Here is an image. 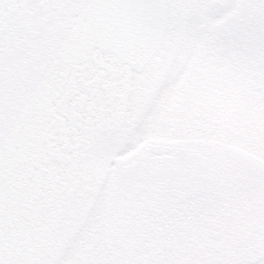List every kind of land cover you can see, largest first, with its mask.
Masks as SVG:
<instances>
[{
	"label": "rangeland",
	"instance_id": "1",
	"mask_svg": "<svg viewBox=\"0 0 264 264\" xmlns=\"http://www.w3.org/2000/svg\"><path fill=\"white\" fill-rule=\"evenodd\" d=\"M166 2L167 29L146 68L153 79L146 94L140 96V109L145 112L140 127L126 141L122 134L118 139L114 135V153L128 144L130 150L119 153L116 163L102 164L92 172L94 179L88 187L97 188V193L83 195L75 236H67L62 255L54 246L56 256L46 264H77L74 248L78 237L82 241L79 264H214L223 239L236 238L241 243L242 237V248L256 247V240L246 243L249 236L253 238L255 228H250L264 224L260 205L264 203L260 191L264 181L228 157V141L244 140L243 134L232 138L235 133L219 124L214 115L219 112L220 119L229 120L231 102L237 98L240 103L238 91L252 97L250 84H256V74L264 70V53L258 52L262 45L257 38L264 32V0ZM47 4V0H0V258L12 245L8 213L12 192L26 181L31 149L42 150V78L65 74L63 62H73L72 71L90 63L91 71L103 67L99 71L105 76L108 71L126 76L121 65L116 61L112 65V59L98 49L85 21L78 27V16L72 14L59 26L46 10ZM139 76L133 74L134 84ZM242 105L235 110L239 112ZM213 107L218 111H210ZM233 124L228 122L235 130L239 124ZM170 138L189 142L215 163L216 184L210 195L178 204L146 186L139 195L129 193L128 183L110 178L120 174V167L132 159L143 140ZM258 145L263 148L264 143ZM109 186L115 191L110 204ZM106 236L112 249L104 253L102 246L99 252ZM154 244L160 247L152 257L149 251ZM242 250L243 258L251 260L247 264L264 259V252H254L251 259V253Z\"/></svg>",
	"mask_w": 264,
	"mask_h": 264
},
{
	"label": "flooded vegetation",
	"instance_id": "2",
	"mask_svg": "<svg viewBox=\"0 0 264 264\" xmlns=\"http://www.w3.org/2000/svg\"><path fill=\"white\" fill-rule=\"evenodd\" d=\"M47 3L46 10L53 13L50 16L55 23L67 21L73 14L78 16L77 24L80 26L82 19L76 0H47ZM71 63L63 62L65 74L42 78V103L39 108L42 111L39 125L43 133L42 150L37 153V150L31 149L26 181L20 182L12 192L8 211L9 225L13 228L10 231L12 245L9 253L0 258V264H46V260L56 256L52 254L54 246L59 247L60 255L64 253L61 246L68 241L69 234L75 236L76 233L83 195L97 193V188L88 187L94 179L91 178L92 172L102 164L116 163L119 153L123 155L130 150L128 144L126 149L119 148L114 153V143L117 142L114 135L118 134V139L122 134L123 141H126L138 131L145 114L140 109V96L145 95L146 87L152 84L153 78L146 72L149 63L139 73L121 65L126 76H114L111 71L105 76L103 70L99 71L103 67L91 71L90 63L82 66L80 71L77 70L79 66L72 71ZM93 63L100 66L97 62ZM110 63L115 64L113 59ZM133 74L141 75L135 84L132 82ZM169 140L176 139L143 140L132 159L120 167V174L113 173L110 178L114 180L118 177L128 183L131 186L129 193L139 195L144 192L142 187L146 186L149 190L170 196L155 182L144 178L132 179L122 174V168L133 163L139 155H161L147 150L149 145ZM172 154V150L167 153ZM108 175L109 169L106 177ZM106 194L110 204L115 194L114 187L109 186ZM109 240L106 236L100 241L99 252H102V246L104 253L112 249ZM81 243L78 237L74 248L77 264L82 256ZM159 247V244H154L149 254L154 257Z\"/></svg>",
	"mask_w": 264,
	"mask_h": 264
},
{
	"label": "water",
	"instance_id": "3",
	"mask_svg": "<svg viewBox=\"0 0 264 264\" xmlns=\"http://www.w3.org/2000/svg\"><path fill=\"white\" fill-rule=\"evenodd\" d=\"M82 18L93 28L98 48L136 72L160 49L167 26L165 0H76ZM173 150L175 155L165 153ZM148 153L122 168L132 179L144 178L169 192L176 202L209 195L216 181L212 160L180 141L153 143ZM230 158L264 179V159L242 148L228 150Z\"/></svg>",
	"mask_w": 264,
	"mask_h": 264
},
{
	"label": "trees",
	"instance_id": "4",
	"mask_svg": "<svg viewBox=\"0 0 264 264\" xmlns=\"http://www.w3.org/2000/svg\"><path fill=\"white\" fill-rule=\"evenodd\" d=\"M257 18V16H256ZM256 26V25H255ZM260 26V25H259ZM258 32V31H257ZM260 33V32H259ZM258 42L261 43L262 47H259L260 50L258 52L260 53H264V32H261L260 34H258ZM261 63H259L258 65H260ZM264 68V67H263ZM261 75V76H260ZM256 84H250V90L249 93L250 98L242 96L241 93V89L240 91H238V88H236V91H238L240 93V98L238 102L237 98H235L234 102H231V104L233 103V109L231 112H229L228 115V119L229 120H224L223 118L220 119V117H222L219 112L217 113V115H214L215 118H219L217 121L219 122V124H225L227 125V129L231 130L230 133H235L233 134L234 138L237 134H243V136L241 138H243L244 140H232V142H229V148L231 147H241L244 148L248 151H251L255 154H258L260 156H262L264 154V145L263 148H260V146L258 144H263L264 143V70L261 73H258V75L256 74ZM243 91V90H242ZM235 92V89H234ZM244 92V91H243ZM238 104H243L241 107V110H239V112H237V110H235L237 108ZM212 112H217L218 110L213 107L211 108ZM262 112V114H260L259 112ZM230 117V118H229ZM260 118V119H259ZM235 119V120H234ZM228 122H232V123H237L238 127L234 130L231 129L228 125ZM233 124V125H234ZM224 134V132H223ZM231 138V139H232ZM231 141V140H230ZM262 189H260L261 192H264V187H261ZM261 205V209L264 213V203H260ZM255 228V230L252 232L253 234L251 238V236H249V241L246 243L248 245L252 244V242L254 240L255 243L254 245L256 247H252V249L248 250V249H244L245 246H243V248L240 246V244H245V242L243 241V238H239L241 239V243L240 240L238 239H227L224 241V239L222 240V247L219 246L218 250V257H214L213 258V263L214 264H246L251 262V260H245L243 258V255H241V249H243L242 253H251V259L254 258V252L260 254L261 252H264V238L263 237H258L261 234V236H264V224L263 223H257L256 225L252 226L253 229ZM239 234H237L238 237ZM257 235V236H256ZM221 243V242H220ZM253 246V245H252ZM262 247L260 250H258V248ZM251 248V247H250ZM197 255V254H196ZM258 256V255H257ZM190 257L189 259L191 260V256H187ZM194 257V256H193ZM189 260V261H190ZM195 260V259H194ZM205 261V260H204ZM204 264H208V262H203Z\"/></svg>",
	"mask_w": 264,
	"mask_h": 264
},
{
	"label": "snow or ice",
	"instance_id": "5",
	"mask_svg": "<svg viewBox=\"0 0 264 264\" xmlns=\"http://www.w3.org/2000/svg\"><path fill=\"white\" fill-rule=\"evenodd\" d=\"M254 264H264V259L254 262Z\"/></svg>",
	"mask_w": 264,
	"mask_h": 264
}]
</instances>
